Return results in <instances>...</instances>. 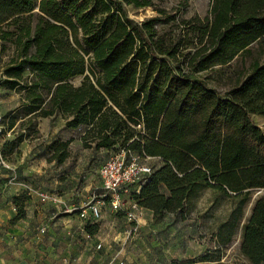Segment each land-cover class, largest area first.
<instances>
[{"label":"trees","instance_id":"obj_1","mask_svg":"<svg viewBox=\"0 0 264 264\" xmlns=\"http://www.w3.org/2000/svg\"><path fill=\"white\" fill-rule=\"evenodd\" d=\"M151 5L0 0V49L11 43L17 52L3 67L2 85L22 94L28 117L16 128V112L6 114L0 138L10 132L13 138L4 140L1 153L14 154L33 140L36 121L61 115L66 130L86 127V149L118 146L159 161L138 192L129 190L154 221L166 214L184 218L188 203L209 191L231 207L220 231L241 225L239 253L249 264H264V135L250 118H264V59L224 95L202 79L253 46L264 57V0H212L209 18L193 27L200 47L186 54L176 43L164 44L158 17L136 22L125 11ZM76 77L81 81L74 86ZM71 142H51L47 161L63 164ZM253 191L260 195L245 218Z\"/></svg>","mask_w":264,"mask_h":264},{"label":"rangeland","instance_id":"obj_2","mask_svg":"<svg viewBox=\"0 0 264 264\" xmlns=\"http://www.w3.org/2000/svg\"><path fill=\"white\" fill-rule=\"evenodd\" d=\"M150 1L152 5L142 9L125 7L128 17L136 22L158 17L160 19L157 27L158 36L162 38L165 45L169 42L176 43L179 52L191 53L200 47L197 32L193 30V27H198L200 22L209 18L212 0ZM154 9L162 11L163 14H158ZM1 48L0 101H3V105L0 104V131L2 125L7 123L6 114L10 111L16 112V128L26 123L28 119L20 107L22 94L10 91L2 85L3 67L17 52L15 53V48L11 43H3ZM263 59L257 47L253 46L248 54L235 57L229 64L215 65L205 71L202 75L204 85L219 95H224L225 92L237 86L255 61L261 63ZM80 81L81 77H76L71 83L77 86ZM250 118L264 135V118L260 116ZM60 119H62L61 115ZM36 122L37 128L40 123L42 132L38 128V133L33 140L40 143L43 147V154L49 157L47 147L54 141L50 139L49 133L52 129L58 128V125L61 126L62 122L55 116ZM64 130V137L72 140L68 148L69 156L63 164L54 162L49 169L54 177L61 179V182L65 176L69 179L66 187L69 188V195H72L68 196L70 200L75 199L77 195L84 197L80 207L95 201L97 195L102 194L98 171L109 159L115 156H122L126 159L134 157L140 163L148 165L151 170L159 165L156 159H141L134 153H126L118 146L111 150L98 151L84 148L81 135L86 131V127L74 131ZM12 138L13 136L7 134L0 138V158L8 163L20 158L7 153L8 151H5L4 155L1 153L4 140ZM43 183L48 189L44 193L55 199V201L48 202L49 204H56L60 199L67 197L68 193L57 189L59 184L50 182V180H45ZM131 193L129 191L125 193L126 197L123 199L121 197L122 210L120 211L116 212L106 204L102 206L98 223L110 225L114 222L116 227L110 230L106 226L100 233V235L104 234L109 237L110 252L99 261V264H249L239 253L242 238L241 225L235 229H229L227 226L220 231L221 225L226 222L231 211L229 202L217 199L215 194L204 191L188 203L186 208L190 212L184 218L175 214H166L161 220L154 221L152 214L140 210L138 224L135 225L130 223L126 216V212L133 203ZM259 195L260 191L252 192V200L245 208V218ZM105 208L115 213V220L111 214L105 213ZM75 212L77 213L76 210ZM100 254L102 256V253ZM205 258H209L210 261H204ZM91 264L97 263L91 262Z\"/></svg>","mask_w":264,"mask_h":264},{"label":"crops","instance_id":"obj_3","mask_svg":"<svg viewBox=\"0 0 264 264\" xmlns=\"http://www.w3.org/2000/svg\"><path fill=\"white\" fill-rule=\"evenodd\" d=\"M55 118L62 123L50 131V139L69 140L63 134L64 121L60 115ZM38 128L42 132L40 123ZM7 135L13 136L11 132ZM42 149L37 140H25L14 153L20 157L15 162L0 158V264H99L110 252L109 237L100 233L106 226L113 230L116 225L87 223L78 217L75 209L82 205L84 197L69 199V179L65 176L61 182L51 174L49 168L54 162L47 161ZM45 180L59 184L57 189L68 193L67 197L56 204L41 202L38 193L48 190ZM105 209L115 220V213Z\"/></svg>","mask_w":264,"mask_h":264},{"label":"built area","instance_id":"obj_4","mask_svg":"<svg viewBox=\"0 0 264 264\" xmlns=\"http://www.w3.org/2000/svg\"><path fill=\"white\" fill-rule=\"evenodd\" d=\"M140 126H138V129ZM151 168L140 163L137 158L115 156L106 161L99 169L98 176L101 181L102 194L97 195L96 200L76 208L81 220L95 222L101 217L102 206L106 204L114 211L122 210L121 197L129 192L131 187H135L136 192L140 186L151 175ZM41 202H52L54 198L44 192L38 193ZM126 212L127 219L130 223L138 224V215L140 210L134 202Z\"/></svg>","mask_w":264,"mask_h":264}]
</instances>
